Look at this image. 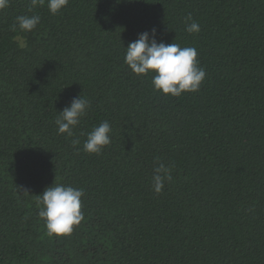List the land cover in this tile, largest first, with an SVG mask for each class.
Returning <instances> with one entry per match:
<instances>
[{"label": "trees", "instance_id": "1", "mask_svg": "<svg viewBox=\"0 0 264 264\" xmlns=\"http://www.w3.org/2000/svg\"><path fill=\"white\" fill-rule=\"evenodd\" d=\"M30 6L0 11V264H264V0ZM33 14V31L11 30ZM153 28L157 42L196 48L199 91L165 96L124 63ZM78 95L91 106L73 147L54 121ZM104 121L110 145L84 152ZM157 159L172 169L160 194ZM54 182L84 190L85 219L62 238L36 205Z\"/></svg>", "mask_w": 264, "mask_h": 264}, {"label": "clouds", "instance_id": "2", "mask_svg": "<svg viewBox=\"0 0 264 264\" xmlns=\"http://www.w3.org/2000/svg\"><path fill=\"white\" fill-rule=\"evenodd\" d=\"M47 3L50 14L56 15L69 3V0H30L29 12L37 6ZM9 6V0H0V11ZM40 23L38 15H20L16 17L12 31L17 28L25 33L33 31ZM185 30L189 34L199 33L200 26L191 16L186 17ZM26 44H21L25 47ZM124 63L137 77L151 75L153 90L165 96L180 97L184 93L199 91L205 80L206 72L199 66L198 53L195 47H181L178 43L166 44L157 42L156 29L151 33L143 32L138 38L130 42L125 48ZM90 101L78 95L61 112L57 113L55 124L57 134L66 138L75 137L74 129L90 108ZM111 125L104 121L87 134L83 143V151L88 154L99 155L111 143ZM73 147L80 144V140H71ZM172 169L157 159L154 162L152 176V190L160 194L165 182L172 181ZM23 194H28L27 189ZM22 194V195H23ZM84 190L72 186L53 183L41 195L36 196L38 217L44 222L46 234L50 238L70 236L74 229L85 219L82 208Z\"/></svg>", "mask_w": 264, "mask_h": 264}]
</instances>
